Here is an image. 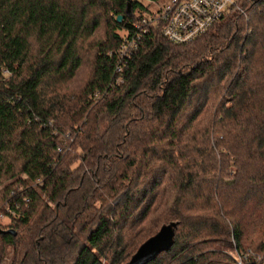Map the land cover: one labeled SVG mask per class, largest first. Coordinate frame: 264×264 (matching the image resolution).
<instances>
[{
  "label": "trees",
  "instance_id": "16d2710c",
  "mask_svg": "<svg viewBox=\"0 0 264 264\" xmlns=\"http://www.w3.org/2000/svg\"><path fill=\"white\" fill-rule=\"evenodd\" d=\"M236 1L118 64L142 0H0V264H124L162 226L140 264L264 250V0Z\"/></svg>",
  "mask_w": 264,
  "mask_h": 264
},
{
  "label": "built area",
  "instance_id": "2783aa9c",
  "mask_svg": "<svg viewBox=\"0 0 264 264\" xmlns=\"http://www.w3.org/2000/svg\"><path fill=\"white\" fill-rule=\"evenodd\" d=\"M142 1L149 4L148 10L138 16L132 24L133 32L123 35L116 51L118 64L128 59L137 48L141 36L151 31H158L171 43H188L204 33L231 9L238 8L236 0H165L161 4ZM115 71L120 72V65L115 67ZM119 81L121 78L117 77L116 82ZM9 215H14L13 210L5 205L3 211H0V226L4 225V220L9 219ZM231 251L229 254L236 264H264V250L255 252L234 246Z\"/></svg>",
  "mask_w": 264,
  "mask_h": 264
},
{
  "label": "water",
  "instance_id": "95a60500",
  "mask_svg": "<svg viewBox=\"0 0 264 264\" xmlns=\"http://www.w3.org/2000/svg\"><path fill=\"white\" fill-rule=\"evenodd\" d=\"M121 15H117L115 17V20L117 22H119L121 20ZM169 230V226H162L158 232L153 235L152 237L148 238L147 240H145L136 250V252L130 257V259L124 263V264H140L143 261L147 260L149 257H151L154 253H156L159 249L166 247L169 243L170 240H168L167 244L161 245L157 248H155L151 253H146L145 252V247L150 243V242H155L158 238H160L161 236H163V234H165V232H167ZM3 232H7V233H12L14 234L13 230L11 229H7ZM170 236V234H168V237ZM142 255V256H141Z\"/></svg>",
  "mask_w": 264,
  "mask_h": 264
},
{
  "label": "rangeland",
  "instance_id": "374dc122",
  "mask_svg": "<svg viewBox=\"0 0 264 264\" xmlns=\"http://www.w3.org/2000/svg\"><path fill=\"white\" fill-rule=\"evenodd\" d=\"M145 4V2H143ZM8 222V219L4 220L3 223L4 225ZM165 242V238H158L155 242H150L144 249H145V252L146 253H151L155 248H157L161 243H164ZM231 253H233L231 251ZM142 256V255H141Z\"/></svg>",
  "mask_w": 264,
  "mask_h": 264
}]
</instances>
